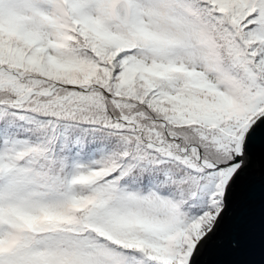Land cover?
Listing matches in <instances>:
<instances>
[{"label":"snow or ice","instance_id":"obj_1","mask_svg":"<svg viewBox=\"0 0 264 264\" xmlns=\"http://www.w3.org/2000/svg\"><path fill=\"white\" fill-rule=\"evenodd\" d=\"M0 264H264V0H0Z\"/></svg>","mask_w":264,"mask_h":264},{"label":"water","instance_id":"obj_2","mask_svg":"<svg viewBox=\"0 0 264 264\" xmlns=\"http://www.w3.org/2000/svg\"><path fill=\"white\" fill-rule=\"evenodd\" d=\"M215 257H209V259H214Z\"/></svg>","mask_w":264,"mask_h":264}]
</instances>
